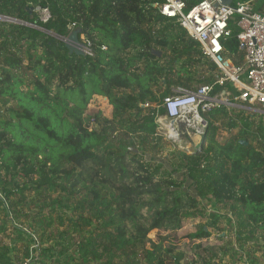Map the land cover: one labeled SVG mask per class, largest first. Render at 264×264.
Masks as SVG:
<instances>
[{"label": "trees", "instance_id": "trees-1", "mask_svg": "<svg viewBox=\"0 0 264 264\" xmlns=\"http://www.w3.org/2000/svg\"><path fill=\"white\" fill-rule=\"evenodd\" d=\"M183 1L188 9L200 2ZM247 1L254 0H235ZM164 3L0 0V15L23 23H0V209L5 222L16 227L17 220L29 218L19 235L35 245L33 251L39 248L35 233L44 234L58 223L81 235L79 251L108 253L100 264H182L159 254L148 235L157 229L177 231L185 219L203 217L206 208L200 203L207 201L228 205L240 242L256 241L258 232L264 235L263 120L255 124L241 110L216 109L207 116L202 142L191 153L180 151L178 162L149 154L165 139L156 133V119L165 113L164 98L175 94L171 87L192 92L196 84H213L217 78V67L204 58L199 44L160 14ZM38 6L49 8L48 23L39 21ZM254 11L264 15V0H255ZM72 23L80 40L92 43L93 56L67 48L64 39ZM229 30L225 55L242 65L236 18L229 21ZM156 51L164 55L158 57ZM192 61L202 67H187ZM138 62L145 64L146 73L135 77L131 69ZM178 63L181 68H175ZM222 89L216 85L214 94ZM94 95L108 98L113 118L105 125L122 129L127 142L113 144L106 126L90 128L99 122L97 115H86ZM219 121L231 133L222 143L215 139ZM21 174L23 185L17 182ZM82 183L84 193L78 191ZM33 191L40 198L47 192L60 195L51 205L45 203L47 214L31 215L22 194ZM82 193L85 201L66 217L70 205L65 199ZM5 222L0 236L7 231ZM201 233L209 236L204 228ZM17 251L0 241V264H22ZM115 251L122 255L119 262Z\"/></svg>", "mask_w": 264, "mask_h": 264}, {"label": "rangeland", "instance_id": "rangeland-1", "mask_svg": "<svg viewBox=\"0 0 264 264\" xmlns=\"http://www.w3.org/2000/svg\"><path fill=\"white\" fill-rule=\"evenodd\" d=\"M237 3V2H235ZM164 52H162V56ZM165 55H170V52H165ZM161 56V57H162ZM165 62V59L162 61ZM189 68H200L201 64H194L189 62ZM182 63H178L175 68H181ZM131 72H135L136 75L142 76L146 73L145 64L138 62ZM176 78L175 75H172ZM200 84H196L195 87ZM136 87V85H134ZM166 85L163 83L159 86L161 91H165ZM154 90L155 87H153ZM179 87H171V91L177 93ZM28 89L23 87L21 92L25 93ZM130 92V91H128ZM260 108L255 106L253 108L246 107L241 109L245 115L252 116V121L258 124L261 120L264 121V114L259 111ZM86 115L98 116L99 122H92L91 129H101L103 126L112 132L111 140L113 144L127 142L128 138L124 135L122 129L115 130V125H105L106 120H112L113 118V106L109 102L107 97L94 95L88 105ZM222 121L216 123L219 126L216 132L215 139L222 143L230 136L228 130V124L222 125ZM227 123V122H226ZM242 126L235 130L237 132ZM202 138H190V141L182 143H173L170 141L162 140L158 144V148L150 152V155L155 154V159H162L167 156L173 161L178 160L179 152L186 151L191 153L194 150L195 144H200ZM148 151V150H147ZM178 162V161H177ZM177 178V177H175ZM9 179V178H7ZM17 182L21 185L26 182L24 174H21L17 178ZM82 183L78 189L80 192L83 190ZM76 195L75 199H65L70 209H65L66 217H72V211L84 200V194ZM18 194V193H17ZM26 198V202L29 203L25 209L29 214H35L43 211L47 214L44 208L46 204L51 205L52 199L57 198L60 192L46 193L43 197H38L37 192H30L29 194H22ZM42 199H45L42 201ZM46 203V204H45ZM200 206L205 209L203 217L190 218L182 221V227L180 230L174 231L171 229L153 230L148 235V240L152 241L159 246L158 253H163L168 259L172 256L178 258L182 264H264V235L258 232L256 236L258 239L252 242H240L236 238L237 227L233 222L231 211L228 205L216 204L213 201L201 202ZM1 208V207H0ZM232 217V218H231ZM5 215L0 209V223L5 222ZM18 227L12 225V223L5 222L7 231L4 235L0 236V241L7 245L17 246L15 258L19 261L25 262L28 259L35 264H100L108 259V253L99 251L98 253L91 251H79L78 246L81 240V235L74 233V228L71 227H59L58 223L54 224L51 228L45 230V233L34 232L37 235L39 241L38 250L35 249V245H31V241L25 237V235H19L22 229L27 228L30 223L29 218L23 219V221H16ZM65 224H69V221L65 218ZM204 230L209 234L206 236L201 233ZM152 243L147 242L146 247L152 248ZM32 246V248H31ZM30 247V248H29ZM29 250V253H28ZM172 250L169 254L168 251ZM127 252V248L125 249ZM28 254V255H27ZM117 256L116 262H119L122 255L115 251ZM27 255V256H26ZM28 257V258H27ZM138 259H135L137 261ZM140 264H146L145 261H140Z\"/></svg>", "mask_w": 264, "mask_h": 264}, {"label": "built area", "instance_id": "built-area-1", "mask_svg": "<svg viewBox=\"0 0 264 264\" xmlns=\"http://www.w3.org/2000/svg\"><path fill=\"white\" fill-rule=\"evenodd\" d=\"M38 7L39 21L48 23L49 8ZM159 12L179 24L199 44L204 58L217 67V78L213 84H200L192 92L179 88L177 93L164 98L161 107L165 113L156 119L157 135L179 144L186 142L187 137L203 139L208 129L207 116L216 109L231 111L258 106L264 114V15L254 11L253 1L220 5L218 0H200L188 9L183 0H165ZM234 18L240 30L237 39L238 51L243 53L242 65L225 55L223 45L231 36L229 21ZM0 23L23 24L4 15H0ZM68 29L70 35L77 26L72 23ZM81 41L85 55L93 56L92 43L84 37ZM216 85L223 88L218 94H214ZM22 264L35 263L28 259Z\"/></svg>", "mask_w": 264, "mask_h": 264}, {"label": "water", "instance_id": "water-1", "mask_svg": "<svg viewBox=\"0 0 264 264\" xmlns=\"http://www.w3.org/2000/svg\"><path fill=\"white\" fill-rule=\"evenodd\" d=\"M218 3L220 5H233L235 3V0H218ZM36 9L38 10L39 7H37ZM79 34H80V30L76 29L66 39H64V42L66 43V46L71 53L84 56L85 55V52L83 50L84 44L80 40ZM154 54L157 55L158 57L162 56V52L160 51H156L154 52Z\"/></svg>", "mask_w": 264, "mask_h": 264}, {"label": "crops", "instance_id": "crops-1", "mask_svg": "<svg viewBox=\"0 0 264 264\" xmlns=\"http://www.w3.org/2000/svg\"><path fill=\"white\" fill-rule=\"evenodd\" d=\"M253 4H255V0L253 1Z\"/></svg>", "mask_w": 264, "mask_h": 264}]
</instances>
